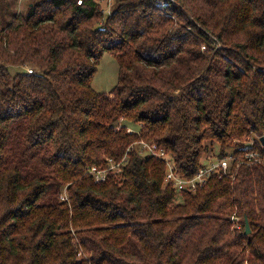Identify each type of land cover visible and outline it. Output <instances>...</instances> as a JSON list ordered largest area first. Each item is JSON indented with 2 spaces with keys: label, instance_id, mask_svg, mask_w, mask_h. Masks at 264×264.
I'll use <instances>...</instances> for the list:
<instances>
[{
  "label": "trees",
  "instance_id": "1",
  "mask_svg": "<svg viewBox=\"0 0 264 264\" xmlns=\"http://www.w3.org/2000/svg\"><path fill=\"white\" fill-rule=\"evenodd\" d=\"M13 7L0 0V264H264L263 162L178 191L133 147L156 142L182 177L214 143L264 152V0ZM105 52L109 92L93 87Z\"/></svg>",
  "mask_w": 264,
  "mask_h": 264
},
{
  "label": "built area",
  "instance_id": "2",
  "mask_svg": "<svg viewBox=\"0 0 264 264\" xmlns=\"http://www.w3.org/2000/svg\"><path fill=\"white\" fill-rule=\"evenodd\" d=\"M80 2V0H79ZM110 10V8H109ZM32 72V69H28ZM134 129L129 126L128 131L131 132ZM254 141H251L250 145H253ZM136 145L141 155L153 156L156 158L164 159L168 166V172L166 176V183L171 182L174 184L178 191L195 192L198 188L205 185L210 176L215 172H221L225 175L233 176L240 164L248 161L250 163H264V152H260L256 149L247 151L244 155H237L235 152L243 150L247 146H240L237 149L227 148L225 155L219 157L218 155L206 157L205 165L192 177H182L177 173L174 168L173 159L170 157L165 148L160 147L156 142L140 140L133 144ZM130 150V148L128 149ZM127 162V155L121 160H115L114 158H107V166L92 165L89 168V173L93 175L96 182L104 181L110 171L119 173L122 170V166Z\"/></svg>",
  "mask_w": 264,
  "mask_h": 264
},
{
  "label": "rangeland",
  "instance_id": "3",
  "mask_svg": "<svg viewBox=\"0 0 264 264\" xmlns=\"http://www.w3.org/2000/svg\"><path fill=\"white\" fill-rule=\"evenodd\" d=\"M14 1L13 11L15 9L18 13L25 15L29 6L33 5L40 0H12ZM103 11L107 13L109 8L112 5L113 0H99ZM13 17V16H12ZM11 19V17H9ZM29 68V67H26ZM119 76V64L116 57L109 53L105 52L101 58L97 71L93 78V87L98 91L109 92L116 85ZM210 149L207 151L205 157L215 156L219 151L218 144L214 143L209 146Z\"/></svg>",
  "mask_w": 264,
  "mask_h": 264
},
{
  "label": "water",
  "instance_id": "4",
  "mask_svg": "<svg viewBox=\"0 0 264 264\" xmlns=\"http://www.w3.org/2000/svg\"><path fill=\"white\" fill-rule=\"evenodd\" d=\"M262 141L264 143V138H262ZM251 231V227H250V224L248 222V219H246V229H245V233H250Z\"/></svg>",
  "mask_w": 264,
  "mask_h": 264
}]
</instances>
